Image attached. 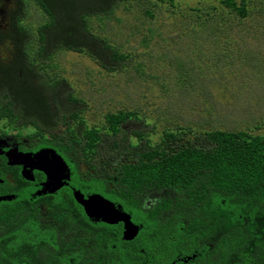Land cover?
Segmentation results:
<instances>
[{"label": "rangeland", "instance_id": "rangeland-1", "mask_svg": "<svg viewBox=\"0 0 264 264\" xmlns=\"http://www.w3.org/2000/svg\"><path fill=\"white\" fill-rule=\"evenodd\" d=\"M25 5L19 23L31 33L29 59L49 83L65 80L57 105L64 110L70 93L77 101L74 120L101 127L105 114L129 111L130 129L153 142L166 130L181 129L183 140L188 129L264 132V0H249L246 17L221 0H118L110 12L93 13L95 7L85 16L88 33L107 49L88 36L89 47H55L43 61L38 29L47 15L33 0ZM104 51L116 52L117 64L101 66L96 53ZM56 121L57 131L66 129Z\"/></svg>", "mask_w": 264, "mask_h": 264}, {"label": "flooded vegetation", "instance_id": "flooded-vegetation-1", "mask_svg": "<svg viewBox=\"0 0 264 264\" xmlns=\"http://www.w3.org/2000/svg\"><path fill=\"white\" fill-rule=\"evenodd\" d=\"M17 3L20 0H0V28L5 30L0 41L2 69L13 67L14 60L20 56L29 58L27 47L23 57L19 47L13 45L12 13ZM37 53L39 60H46L39 46ZM33 66L38 69L35 63ZM3 78L0 71V80ZM59 96L57 93L51 100L54 107ZM64 97V110L58 109L66 127L63 131L56 130L59 123L56 120L41 125V132L37 127L29 132L26 124L0 120V197H6L0 200V256L16 264H204L205 259L214 258L212 251L220 236L216 217L208 218L211 228L208 238L201 223H198L201 232L195 233L191 225L193 232L189 235L180 225L171 224L174 210L192 209L186 203L175 207L182 195L172 188L149 185L134 191L122 190L117 170L122 164L137 163V157L115 147L105 136L97 145L96 153L78 149V145H84L86 128L82 121L84 124L86 121L81 117L74 120L76 102L68 94ZM130 121L122 124L127 146L131 137L137 145V137L133 136L137 129H130ZM67 128L75 136L67 135ZM105 140L110 145H103ZM145 146L137 145L135 155L144 152ZM181 146L161 145L160 149L171 151ZM45 149L54 150L67 165L58 188L54 187V177L37 168L53 164L56 157L46 152L38 164L32 160L37 152ZM75 191L84 198L101 195L120 214L113 216L112 222L87 215L76 201ZM211 197L215 204L223 203L217 193ZM128 221L136 228L132 238L124 236ZM185 222L182 219L181 223ZM211 263L212 260L206 264Z\"/></svg>", "mask_w": 264, "mask_h": 264}, {"label": "trees", "instance_id": "trees-1", "mask_svg": "<svg viewBox=\"0 0 264 264\" xmlns=\"http://www.w3.org/2000/svg\"><path fill=\"white\" fill-rule=\"evenodd\" d=\"M33 1L47 15V21L38 29L43 58H49L53 53L51 49L55 47L64 50L89 47L88 36H92L95 43L108 48L104 41L88 33L85 16L95 7L101 9L95 8L93 13L110 12L118 0ZM237 1L221 0L228 9L240 17H246L249 14V0H240L239 4ZM14 8L13 45L19 47L24 57V48L31 38V33L19 23L26 13L25 0H20ZM259 8L263 11L264 5ZM146 14L152 15L151 10H147ZM3 33L5 30L0 28V41ZM93 51L92 47L88 53ZM96 55V60L105 68L119 61L116 52L104 51ZM29 61L28 56L27 60L20 56L14 60L13 67L0 68L4 74L0 80V120H8L14 125L31 124L41 132L45 123L53 122L62 115L58 113L57 101L54 107L51 100L65 85V80L49 83ZM20 69L23 72L19 74ZM68 96L71 98L70 93ZM72 101L77 102L75 98ZM130 117H133L132 112L119 110L105 114V124L101 127H87L82 121V126L86 128L84 145H78V149H83L85 153H96L97 145L105 136L115 147L133 158L137 157V163L122 164L117 170L123 184L122 190L134 191L140 186L149 185L172 188L182 195L175 202V207L185 206L186 203L192 209L188 212L174 210L171 224L173 227L180 225L182 231L189 235L193 232L191 225H194L195 233L201 232L202 229L198 227V223H201L208 238L211 230L208 218L216 217L220 228V236L212 251L216 260L211 256L205 259L204 264L211 260V264H264V132L217 128L193 133L188 129L190 137L183 140L179 135L181 129L166 130L153 142L145 138V132L137 130L134 131L137 145L146 146L144 152L135 155L136 140L128 139L127 146V138L123 135L122 124ZM67 132H70L69 128L66 134L75 136L73 131ZM161 145L183 146L170 151L160 149ZM213 193H217L223 203L215 204L211 197ZM182 219L186 220L184 224L181 223ZM8 260L6 256H0V264H16Z\"/></svg>", "mask_w": 264, "mask_h": 264}, {"label": "water", "instance_id": "water-1", "mask_svg": "<svg viewBox=\"0 0 264 264\" xmlns=\"http://www.w3.org/2000/svg\"><path fill=\"white\" fill-rule=\"evenodd\" d=\"M50 152L51 155L56 157V160L54 161L53 164H49L43 168L37 166V168L43 170L47 176L54 177L56 179V188H58V185L60 184V179L63 177L62 173L67 171V165L65 161L62 159L61 156H59L54 150L52 149H45L41 152H37L32 160L35 161L38 164L40 158L44 155V153ZM47 154V153H46ZM45 154V155H46ZM58 162V163H57ZM62 165V166H61ZM53 173L55 175H53ZM57 173V175H56ZM74 197L76 201L81 204L86 212L87 215L89 216H95V217H101L103 220H106L108 222H112L113 216H116L120 214L118 210H116L113 206H111V203L107 202L101 195L99 194H93L88 196L87 198H84L83 194L79 193V191L74 192ZM6 199V197H0V200ZM109 206V207H108ZM112 217V218H110ZM127 226H125V238H132L133 234L136 232L135 226H131V222L128 221L126 223ZM129 224V225H128Z\"/></svg>", "mask_w": 264, "mask_h": 264}]
</instances>
